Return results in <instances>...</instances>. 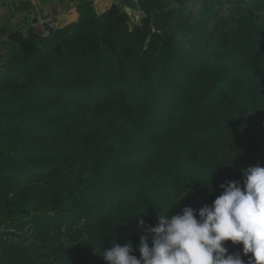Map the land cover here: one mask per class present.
I'll return each instance as SVG.
<instances>
[{
    "label": "trees",
    "instance_id": "obj_1",
    "mask_svg": "<svg viewBox=\"0 0 264 264\" xmlns=\"http://www.w3.org/2000/svg\"><path fill=\"white\" fill-rule=\"evenodd\" d=\"M185 1L136 0V23L83 1L46 38L0 28V264H106L115 242L139 258L140 220L264 167V0Z\"/></svg>",
    "mask_w": 264,
    "mask_h": 264
},
{
    "label": "clouds",
    "instance_id": "obj_2",
    "mask_svg": "<svg viewBox=\"0 0 264 264\" xmlns=\"http://www.w3.org/2000/svg\"><path fill=\"white\" fill-rule=\"evenodd\" d=\"M242 172L243 186L240 181L222 184L211 206L198 211L185 206L171 215L170 207L156 226L140 220L147 234L140 237L139 258L130 244L116 242L100 256L106 264H264V167L252 165ZM227 241L242 245L247 262L240 253H229Z\"/></svg>",
    "mask_w": 264,
    "mask_h": 264
},
{
    "label": "crops",
    "instance_id": "obj_3",
    "mask_svg": "<svg viewBox=\"0 0 264 264\" xmlns=\"http://www.w3.org/2000/svg\"><path fill=\"white\" fill-rule=\"evenodd\" d=\"M83 1L87 0H0V28H6L10 33L25 34L35 20L48 16H57L61 21L59 28H64L77 22L76 7ZM88 1L96 12L102 13L112 4H117L128 14L131 21L139 18L135 0Z\"/></svg>",
    "mask_w": 264,
    "mask_h": 264
},
{
    "label": "built area",
    "instance_id": "obj_4",
    "mask_svg": "<svg viewBox=\"0 0 264 264\" xmlns=\"http://www.w3.org/2000/svg\"><path fill=\"white\" fill-rule=\"evenodd\" d=\"M138 20L139 18L136 17L134 20L131 21V23H136ZM60 25H61V21L57 16H48V17H41L35 20V22L31 25V29L38 36L42 38H46L49 36L52 30L58 29ZM179 41L184 42V40L181 38H179Z\"/></svg>",
    "mask_w": 264,
    "mask_h": 264
},
{
    "label": "rangeland",
    "instance_id": "obj_5",
    "mask_svg": "<svg viewBox=\"0 0 264 264\" xmlns=\"http://www.w3.org/2000/svg\"><path fill=\"white\" fill-rule=\"evenodd\" d=\"M201 1L202 0H187V1H185L184 3H183V6H182V9H183V11L184 12H186V13H190V14H192V15H196L197 14V12L199 11V9H200V3H201ZM221 1H223V7H222V9H221V11H220V13H224L225 11V9L226 8H228V6H227V4L224 2V0H221ZM211 31V30H210ZM81 222L82 223H84V220L82 219L81 220ZM27 229H25V231H26ZM24 231V232H25ZM46 233H48V234H46ZM26 234V236H24L23 238H21V239H27L26 240V242L27 243H30V242H32V241H34V240H36V239H39L35 234H33L31 231L30 232H26L25 233ZM53 234V232L52 231H50V230H46V232L42 235V236H44V235H49V236H51ZM41 236V237H42ZM11 240H13V242H16L17 240H16V238H9L6 242H10ZM40 250H37V253L39 252Z\"/></svg>",
    "mask_w": 264,
    "mask_h": 264
}]
</instances>
